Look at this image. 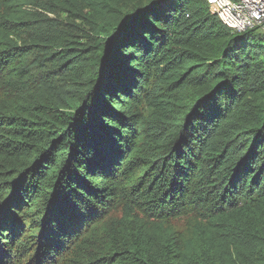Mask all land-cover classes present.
<instances>
[{"label": "trees", "instance_id": "trees-1", "mask_svg": "<svg viewBox=\"0 0 264 264\" xmlns=\"http://www.w3.org/2000/svg\"><path fill=\"white\" fill-rule=\"evenodd\" d=\"M0 264H264V35L206 0H0Z\"/></svg>", "mask_w": 264, "mask_h": 264}, {"label": "built area", "instance_id": "built-area-1", "mask_svg": "<svg viewBox=\"0 0 264 264\" xmlns=\"http://www.w3.org/2000/svg\"><path fill=\"white\" fill-rule=\"evenodd\" d=\"M223 26L235 33L264 35V0H206Z\"/></svg>", "mask_w": 264, "mask_h": 264}, {"label": "rangeland", "instance_id": "rangeland-1", "mask_svg": "<svg viewBox=\"0 0 264 264\" xmlns=\"http://www.w3.org/2000/svg\"><path fill=\"white\" fill-rule=\"evenodd\" d=\"M13 38H15V36H13ZM151 111L145 107V105L142 103L139 107H138V113L143 116L146 117L147 114H149ZM110 218H108L109 221H111V223L116 224L119 223L122 220H125V225L129 224V222L131 221H138V222H144L140 216L138 214H136L133 210L124 208V209H119L117 211H113L112 213H110L109 215ZM197 221L195 220H190V219H180V220H175L172 222H169L166 225H150V234L156 235L158 238L160 239H164L166 238L169 234L170 231L173 232H177V233H184V232H190L192 231V229H194V225L196 224ZM146 223V222H144ZM146 224H150V221ZM145 224L140 223V226H144ZM146 226V225H145ZM202 228V224L200 223V225L198 224L197 227H195V229H201ZM187 245L189 244V242L186 243Z\"/></svg>", "mask_w": 264, "mask_h": 264}]
</instances>
